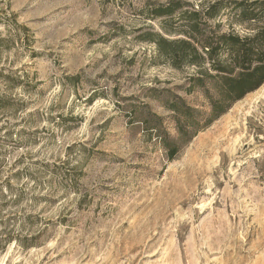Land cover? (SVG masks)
<instances>
[{"label":"rangeland","instance_id":"obj_1","mask_svg":"<svg viewBox=\"0 0 264 264\" xmlns=\"http://www.w3.org/2000/svg\"><path fill=\"white\" fill-rule=\"evenodd\" d=\"M167 1L0 0V264H264V83L169 159L164 93L209 107L142 40Z\"/></svg>","mask_w":264,"mask_h":264},{"label":"trees","instance_id":"obj_2","mask_svg":"<svg viewBox=\"0 0 264 264\" xmlns=\"http://www.w3.org/2000/svg\"><path fill=\"white\" fill-rule=\"evenodd\" d=\"M189 5L182 0L152 3L147 7L146 16L151 20L161 18L164 32L179 37L146 31L142 38L154 43L158 56L173 68H197L183 90L185 93L200 91L209 107L207 114H202L180 95L164 93V106L174 114L178 131L177 138L161 136L169 159L174 157L181 141L189 140L200 128L264 83V0H215L187 8ZM225 10L238 23H246L249 32L243 35L221 32L217 29L219 23L209 24Z\"/></svg>","mask_w":264,"mask_h":264}]
</instances>
